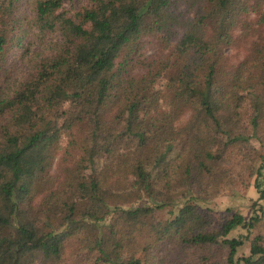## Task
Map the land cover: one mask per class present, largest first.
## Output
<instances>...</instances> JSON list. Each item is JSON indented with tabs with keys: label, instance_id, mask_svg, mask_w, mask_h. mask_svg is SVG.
<instances>
[{
	"label": "trees",
	"instance_id": "obj_1",
	"mask_svg": "<svg viewBox=\"0 0 264 264\" xmlns=\"http://www.w3.org/2000/svg\"><path fill=\"white\" fill-rule=\"evenodd\" d=\"M26 1L60 39L13 85L29 20L0 0V264H264L263 237L228 236L258 216L197 204L264 130V0Z\"/></svg>",
	"mask_w": 264,
	"mask_h": 264
},
{
	"label": "rangeland",
	"instance_id": "obj_2",
	"mask_svg": "<svg viewBox=\"0 0 264 264\" xmlns=\"http://www.w3.org/2000/svg\"><path fill=\"white\" fill-rule=\"evenodd\" d=\"M86 2L87 0H68L63 2L62 7L73 13L85 5ZM19 4L17 11L23 13L29 23L17 30V35L10 44L8 43L5 53V68L7 74H9L8 76H10L8 81L12 82L13 85L32 71L34 63L48 52V47L60 39L57 30L41 29L33 23V11L28 1L22 0L21 5ZM152 48V45L145 44L141 51L144 55H150ZM242 53L241 50L228 49L227 57L231 62H235L242 57ZM5 90L8 91V89ZM243 149L247 153H241L237 147L233 149V152L231 151V160L228 162V166L231 168V179H228V182L221 187L216 195L197 202L198 208L211 217L213 225H217L218 222L232 213L240 214L244 220L252 215L258 216L257 221L249 231L237 226L229 232V237L241 236L243 238V243L236 251L238 256L248 254L249 242L252 237L259 235L264 238V195L262 198L259 197V193L253 185L254 175L250 174L251 169L260 164L257 156H264V130L258 132V137L252 138ZM54 166H52V170ZM262 173L264 192L263 170ZM171 209L172 206H168L162 210H157L154 213V218L160 221L164 220L169 217Z\"/></svg>",
	"mask_w": 264,
	"mask_h": 264
}]
</instances>
